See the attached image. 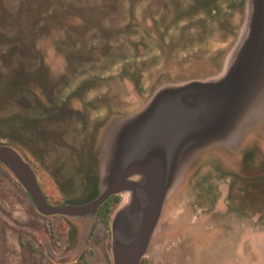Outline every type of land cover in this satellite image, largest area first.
Listing matches in <instances>:
<instances>
[{
    "label": "rangeland",
    "instance_id": "1",
    "mask_svg": "<svg viewBox=\"0 0 264 264\" xmlns=\"http://www.w3.org/2000/svg\"><path fill=\"white\" fill-rule=\"evenodd\" d=\"M195 2L0 0V84L36 71L28 86L45 104L28 94L0 120H38L18 124L17 150L50 204L78 197L93 167L99 176L111 128L158 88L222 71L252 3ZM65 100L72 110L58 113ZM247 127L239 145H209L188 163L140 264H264V114ZM0 131L6 141L10 127ZM126 194L98 221L45 215L0 162V264H113L107 218Z\"/></svg>",
    "mask_w": 264,
    "mask_h": 264
},
{
    "label": "water",
    "instance_id": "2",
    "mask_svg": "<svg viewBox=\"0 0 264 264\" xmlns=\"http://www.w3.org/2000/svg\"><path fill=\"white\" fill-rule=\"evenodd\" d=\"M251 3L248 25L218 75L162 85L144 108L111 128L93 200L50 204L20 152L0 143V162L37 210L94 220L110 196L127 193L111 218V254L113 264H140L168 195L196 153L209 145H239L244 129L264 114V0Z\"/></svg>",
    "mask_w": 264,
    "mask_h": 264
},
{
    "label": "trees",
    "instance_id": "3",
    "mask_svg": "<svg viewBox=\"0 0 264 264\" xmlns=\"http://www.w3.org/2000/svg\"><path fill=\"white\" fill-rule=\"evenodd\" d=\"M217 0H196L194 6L195 8H209L213 4L216 3ZM37 72H28L23 73L21 69H18L14 75H12L10 78H8L3 84H0V108H3L4 105L7 103H14V102H26L28 100V97L26 95H34L35 103H42L44 102L42 100L41 94L36 88H32L28 86V82L36 77ZM47 81V80H46ZM37 101V102H36ZM28 102V101H27ZM26 102V103H27ZM38 105V104H37ZM58 113H65L66 111H71L72 107L69 105L68 101H64L61 106H59ZM56 111V110H55ZM38 120H31L28 118H25L23 114L19 112L13 113L10 116H7L6 118H3L0 120V124H4L8 127H10L11 134L8 136L6 141H3L1 138L3 135L0 131V143H5L8 145H11L12 147L16 149H23L24 142L20 139L18 136V124L21 125H32L36 124ZM246 157V156H245ZM245 159V158H244ZM245 161H248V158H246ZM90 173L87 171L84 176V185L82 186V192L81 194L69 201H65L61 204L66 203H72V204H84L91 200H93L98 195V170L93 167V169H90ZM119 202L118 196H112L109 198L108 203L104 206V209L100 212L99 216H106L107 217V205L109 204L110 207L113 205L116 206V203ZM103 212H106L104 214ZM98 218V217H97Z\"/></svg>",
    "mask_w": 264,
    "mask_h": 264
},
{
    "label": "flooded vegetation",
    "instance_id": "4",
    "mask_svg": "<svg viewBox=\"0 0 264 264\" xmlns=\"http://www.w3.org/2000/svg\"><path fill=\"white\" fill-rule=\"evenodd\" d=\"M89 173L91 172L90 170L88 171ZM98 183H99V179H98ZM99 190V189H98ZM112 196H118V195H112ZM111 196V197H112ZM111 197H109V198H111ZM119 197H120V195H119ZM109 198L104 202V203H102L101 205H100V207L98 208V210H97V213H96V217H98V215H100V212L104 209V206L108 203V200H109ZM121 198V197H120ZM121 200V199H120ZM120 200H119V202H120ZM119 202H117L116 203V205L119 203ZM114 206V205H113ZM112 206V207H113ZM111 218H112V215L109 217V218H107V219H109L110 221H111ZM96 221H98L99 220V218L97 219H95Z\"/></svg>",
    "mask_w": 264,
    "mask_h": 264
},
{
    "label": "crops",
    "instance_id": "5",
    "mask_svg": "<svg viewBox=\"0 0 264 264\" xmlns=\"http://www.w3.org/2000/svg\"><path fill=\"white\" fill-rule=\"evenodd\" d=\"M248 127H246L245 129H244V131L247 129ZM244 133V132H243Z\"/></svg>",
    "mask_w": 264,
    "mask_h": 264
}]
</instances>
